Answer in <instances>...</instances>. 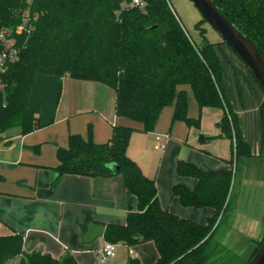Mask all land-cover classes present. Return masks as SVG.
Returning <instances> with one entry per match:
<instances>
[{"label": "trees", "instance_id": "obj_1", "mask_svg": "<svg viewBox=\"0 0 264 264\" xmlns=\"http://www.w3.org/2000/svg\"><path fill=\"white\" fill-rule=\"evenodd\" d=\"M131 1L0 0V34L12 37L15 50L9 59L10 50L6 49L0 70V134L13 127L26 134L51 124L65 75L107 84L116 93L115 113L140 122L145 132L154 130L160 112L170 104L174 106L171 121L199 127L200 114L195 118L187 114V92L182 87L188 85L199 110L221 109L217 125L220 134L230 140L228 167L206 170L188 160L175 164L177 174L194 177L196 184L190 188L175 183L172 195L186 207H211L212 215L204 223L161 206L154 179L126 152L135 130L132 126L113 125L105 143L69 134L67 146L56 150L58 164L53 170L55 177L121 176L122 185L137 200V210L127 212L124 223L105 225L106 242L132 245L150 240L158 251L152 264H205L214 253L209 244L215 228L229 205L233 161H264V157L252 153L228 102L220 57L225 41L197 45L168 0H142L143 7L131 5ZM214 2L264 56V0ZM200 32L203 34L202 28ZM3 46L0 38V53ZM210 137L201 134L199 140ZM108 162H115L118 172L107 167ZM263 238L264 234L249 240L252 248L242 264H248ZM10 260L15 264H77L69 250L59 258L24 251L23 235L18 232L0 235V264ZM127 263L141 264L135 257H128Z\"/></svg>", "mask_w": 264, "mask_h": 264}, {"label": "crops", "instance_id": "obj_2", "mask_svg": "<svg viewBox=\"0 0 264 264\" xmlns=\"http://www.w3.org/2000/svg\"><path fill=\"white\" fill-rule=\"evenodd\" d=\"M225 46L231 48L223 44L220 56L228 102L237 114L241 134L249 142L252 153L264 157V133H262L264 91L261 93V87L247 66L242 68L240 64V68L235 67L233 60L238 59L235 60V56L231 55L234 57L231 61ZM233 67L238 72L242 70L239 79ZM182 88L187 92V114L195 118L199 115L196 116L199 107L192 89L188 85ZM115 99V91L107 84L65 75L55 120L51 124L26 134H21L18 127L0 134V235L20 233L23 235V250L26 252L41 251L59 258L64 255V250L73 251L72 255L77 264H80L85 251H90L91 248L106 242L102 235L98 236L102 239H97L96 245L89 247L85 245L87 243L82 241V235L88 222L96 221L104 227L110 222L124 223L126 213L137 210L134 194L124 188L121 176L118 174L109 177L63 174L55 177L53 170L58 164L56 150L67 146V137L71 133H79L84 138L89 136L97 143H105L110 139L113 125H129L137 131L141 130L140 122L115 113ZM173 109L174 106L171 104L164 107L157 118L154 130L145 132V135L151 137L156 134V140H159L156 143H163L164 146V139L170 137L169 143L177 145L176 141L183 139L182 125L177 121L172 125L175 121H171ZM194 138L196 139L195 134ZM37 145H40V148L36 154L28 149L29 146ZM204 148L201 149L207 150ZM141 151L140 149L138 153L132 152V154L127 147L126 152L145 175L154 179L161 206L179 216L204 223L212 215L211 207L203 206L206 208L203 213L201 212L202 216L193 214L192 211L196 208L192 206L181 209L179 204H175L170 207L173 198L177 199L172 195V186L175 183L190 188L196 184L194 177L177 174L175 164L177 160L182 159L206 170L225 168L228 167L226 151L214 152L208 149L210 155L215 157L214 162L203 154L193 153L190 149L186 150L184 156H179L173 164L175 171L172 170L165 181L167 194L170 193L167 205L165 197L162 198L161 191L163 192L165 184L160 177L162 173L160 164L162 159H165L166 152L158 155L159 160H155L156 158L152 156L148 166L144 167L140 157ZM204 214H206L204 220L199 218L204 217ZM242 216L243 218L240 219L237 213L235 218H232L230 227L245 233L249 238L260 239L264 234V208L259 216L250 219H247V215ZM118 244L120 247L128 248V257L137 258L141 264H152L158 257V251L152 241L136 245L137 248L123 243ZM145 252L146 254L148 252L150 258L144 257ZM116 255L117 249L111 257L115 258Z\"/></svg>", "mask_w": 264, "mask_h": 264}, {"label": "rangeland", "instance_id": "obj_3", "mask_svg": "<svg viewBox=\"0 0 264 264\" xmlns=\"http://www.w3.org/2000/svg\"><path fill=\"white\" fill-rule=\"evenodd\" d=\"M31 1L32 0H28V2ZM168 2L172 10L175 12L177 18L179 19L181 25L184 27L188 36L197 45L202 44L205 41L216 42L221 40V36L219 35V33L214 28L209 26L206 21L202 20V13L200 12V10H198V8H196L192 0H168ZM23 14L24 16L28 14V7L25 8ZM25 20L23 21V24ZM197 24L198 27L196 26ZM20 27L21 25H18L16 29L19 30ZM200 28L203 29V34L200 32ZM0 38L3 40V47L5 50L8 49L10 50V52L13 51L12 37L6 38V36L0 34ZM225 48L227 53L230 54L229 59L231 61L233 60L232 58H234L231 57V55L235 56V60L238 59L237 61L233 60V64L235 65V67L240 68L241 64L242 68H244L245 65L243 64L239 56H237L231 49L227 48L226 46ZM236 68H234V70L237 73L239 79L240 71L242 72V70L238 72ZM260 91L261 93L263 92L261 88ZM62 97L64 102V94ZM198 114H200L201 120L199 127L193 125L188 126L186 122L181 120L174 121L172 125L176 124V121L182 125L181 135L183 136V139L176 141L177 145L169 143L170 137H168L164 139L165 146L162 149H154V143L159 141L156 140V134L154 136L147 137V135H145V131H143L142 129L138 131L134 130L130 134L128 147L131 150V153L133 152L134 154L135 152L138 153L140 149L142 150V156L140 157H142L141 159L144 167L148 166L152 156L156 158L155 160H159L158 155L160 153L166 152V157L165 159H162V162L160 164V168L162 169L160 177L164 180V184L166 179L169 178L171 171H175V168L173 166L175 160L179 158V156H184L186 154V150L188 149H190V151H192L193 153H200L201 155L203 154L207 156V158H209L211 162H214L215 157L210 155L209 151H207L208 149L214 152H217V150H225L227 153L226 156H228V159L230 158V140L229 138L220 134V128L217 125V122L220 120L219 118L221 115V109L217 107H203L200 111L199 109H197L196 116ZM262 122V133H264V118ZM194 134L196 136V139L194 138ZM201 134L211 137L206 141H200L198 140V136ZM39 148L40 145H37V150L35 149V146H29L28 149H31L36 154L38 153ZM201 148L207 150L204 151ZM232 166L234 167V173L232 177V184L228 194V197L230 199L229 205L225 216L220 220L215 228V233L211 238L209 244L211 246L210 248L214 249V253L208 258L207 263L205 264H242L249 250L252 248V243L249 241L251 238H249L248 235L243 232H238V229H233L230 227L232 218L238 213L240 219L243 218L242 215H247V219H250L251 217H255L256 215L259 216L264 208V161L255 160V158H239L236 162L233 161ZM161 194L162 198L165 197L166 199L165 204H169L170 193L167 194L166 184L165 188H163V192L161 191ZM175 204H179V207L181 209H184L186 207L182 205L180 201H178V199L173 198L172 202L170 203V207ZM205 208L206 207L196 208L192 212L193 214L202 216V211ZM205 215L206 214H204V217L199 218H203L204 220L206 217ZM97 239L102 238L98 237L94 241L85 245L88 247L92 246L96 243ZM146 242L150 241H142L140 243L132 244L131 246L137 248L136 245H142ZM103 244L104 243H102V245H99L98 247L95 246L93 249L91 248L90 251H85L83 254V260L80 264H128V248H126L125 246L120 247L118 243H114L115 248L117 249L116 257H111L105 262H101L99 260V257L101 251L103 250ZM153 246H155L154 243ZM97 249L100 250L97 252ZM66 251L67 250H64V252ZM144 257H147V259L150 258L148 252L147 254L145 252ZM15 263V260H10L7 262V264Z\"/></svg>", "mask_w": 264, "mask_h": 264}, {"label": "water", "instance_id": "obj_4", "mask_svg": "<svg viewBox=\"0 0 264 264\" xmlns=\"http://www.w3.org/2000/svg\"><path fill=\"white\" fill-rule=\"evenodd\" d=\"M192 2L200 10L209 26L214 28L228 47L239 56L264 91V56L260 54L254 42L223 14L214 0H192ZM106 166L115 173L119 170L115 162H108ZM103 230V224L96 221L88 222L82 235V241L91 242L96 237L102 236ZM261 243L248 264H264V238Z\"/></svg>", "mask_w": 264, "mask_h": 264}, {"label": "built area", "instance_id": "obj_5", "mask_svg": "<svg viewBox=\"0 0 264 264\" xmlns=\"http://www.w3.org/2000/svg\"><path fill=\"white\" fill-rule=\"evenodd\" d=\"M131 5H138L140 7L144 6V1L142 0H132ZM14 49L13 51H11L10 53H8L9 55V59H12L14 57ZM7 57V52L6 50H4L3 52L0 53V70H3V62L4 59ZM156 148H163L164 144L163 143H156L155 144ZM115 244L113 242H105L104 246H103V250L101 251L99 260L101 262H105L106 260H108L109 258H111V256H113L115 254ZM130 252H132V250L130 249Z\"/></svg>", "mask_w": 264, "mask_h": 264}]
</instances>
